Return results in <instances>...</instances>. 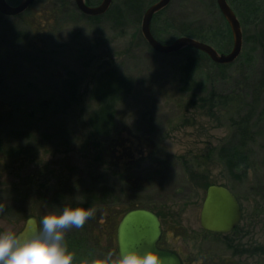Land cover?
<instances>
[{"label": "rangeland", "instance_id": "obj_1", "mask_svg": "<svg viewBox=\"0 0 264 264\" xmlns=\"http://www.w3.org/2000/svg\"><path fill=\"white\" fill-rule=\"evenodd\" d=\"M7 1L11 5L21 2ZM36 1L13 22L0 25L2 42L27 29L30 14L52 0ZM101 1L90 0V5ZM117 1L121 0L112 3ZM157 1L143 0V4L148 7ZM227 1L243 35L239 57L227 65L192 49L181 54L154 51L141 34L142 17L130 15L123 23L103 19L93 25L69 11L61 15L62 27L55 25L38 38L36 51L25 47L26 43L16 45L24 41L21 36L9 49L6 44L0 46V93L15 84L16 92L10 96L16 100L35 96L23 89L27 82L52 88L67 69L80 78L79 104L69 114L50 120L37 134L27 132L20 137L14 133L16 126L7 128V139L23 147L25 158L0 168V230L11 227L20 232L28 217L40 220L53 206L87 203L94 208V216L81 228L65 230L74 253L72 264H84L110 251L118 254L116 233L124 209L142 205L139 208L151 210L161 222L160 246L176 251L188 264H264V103L256 119L261 136L240 149L245 163L231 176L219 149L235 146L237 139L221 116L212 117L198 107L196 102L204 92L191 84L223 94L247 90L264 66V0ZM187 26L206 35L207 43L220 54L232 50L233 35L216 0H171L151 23L163 44L180 37ZM39 46L57 53L43 54L37 51ZM195 54L199 65L189 86H184L181 67L185 71ZM109 68H117L134 83L131 93L117 104L111 139L91 133L86 121L89 89ZM139 139L153 145L150 152ZM131 141L134 155L126 149L115 150ZM142 150L147 151L144 157ZM209 185L226 186L240 201L242 219L227 238H216L200 225ZM103 188L108 191L101 200H85L87 190L97 193ZM229 240L244 254L232 255Z\"/></svg>", "mask_w": 264, "mask_h": 264}, {"label": "trees", "instance_id": "obj_2", "mask_svg": "<svg viewBox=\"0 0 264 264\" xmlns=\"http://www.w3.org/2000/svg\"><path fill=\"white\" fill-rule=\"evenodd\" d=\"M85 1L90 5V0ZM36 3L45 4L46 2L44 0H37ZM51 3L46 4L38 12L30 14L31 21L28 28L21 30L20 33H15L16 37L11 41L5 40L2 42V40H0V46L2 47L6 44L7 46L5 49H9L12 46L8 45L16 43L21 36L24 41H21L16 45L19 46L26 43L24 44L25 47L36 51V48L38 47L37 42H39L38 38L46 36L51 28H55V25H60V27H62L63 25L60 24V22H62L61 15H65L69 11L76 12V15H80V17H83L88 23L96 25L103 19H108L110 22L114 23L119 21H122L121 23H123L128 15L135 16L140 20L144 10L147 8L146 5L143 4V0H121L113 2L108 11L103 15L86 16L77 9L74 0H52ZM28 18H30V16ZM13 19H15V17H7L0 14V25L6 23L9 24L10 21L13 22ZM152 34L157 39L154 32H152ZM182 36L207 43L206 35L202 34L200 31H194L188 26L183 27L182 31H180V37ZM95 42L97 43V41ZM96 45L97 44H94V46ZM89 48L90 47H85L87 50ZM49 50L51 49L40 47L37 51L45 54L46 51L47 53H50ZM187 50L190 49L185 48L177 53L181 54ZM25 51H27V49ZM51 52L54 54L57 53V51L53 49ZM199 62V58L196 55L195 57H190L188 59L185 71L183 67H181V76L183 77L184 86H189L192 75L196 71ZM219 67L223 68V66ZM60 80L58 84L52 88L46 86L38 87L37 84L27 82L28 87L23 89L35 93L32 100L25 101L24 98L16 100L13 96H10V94L16 92L15 84H12L10 87L7 86L4 93H0V131H2L0 132V168H2L4 164H14L23 161L25 158V156H23V147L18 144L14 145L10 139H7V137L10 136V134L6 135V130H8L7 128L9 126H16L15 128L18 129L13 132L17 133L20 137L28 134L27 132L37 134V132H39L44 125L48 124L50 120L67 115L77 107L80 99V78H78L77 74L71 69H67L65 75ZM133 84V81L119 72L117 68H109L96 78L88 92L89 109L86 112V121L91 133L107 139L115 137L113 131L116 127L117 104L122 101L127 94L131 93ZM191 84L199 86L202 88L201 91L204 92V95L200 96L196 102L198 107L201 109H207V112H209V115L212 117L221 116L223 121L232 129V132L237 139V144L235 146L226 145L219 149L227 173L234 176L238 165L245 163L246 157L240 154V149L247 147L250 143H255L261 136L260 133L257 132L258 125L256 119L260 117L263 112L264 66L260 71L258 78L249 86V88H247V90L240 89L223 94L216 92L214 89H207L200 83ZM137 141H139L138 143L141 145L147 146V151L149 147H153L150 142H141L140 139ZM133 143L134 141H131L130 143H121L122 145L120 144V147L115 148V150L120 153L121 149H126L131 155H134L135 145ZM147 151H141L143 157ZM107 191V188H103L97 193H94L92 190H87L88 193L85 200H101V198L107 194ZM72 205H83L87 207V203H72ZM141 206L142 205L139 207ZM139 207L138 205H129L124 209V214ZM214 235L216 238H219L218 236H222L221 238H227L228 236ZM229 241L230 243H227V248L232 250V255L236 256L244 254V251L239 250V246H233V240ZM184 264L188 263L184 261Z\"/></svg>", "mask_w": 264, "mask_h": 264}, {"label": "water", "instance_id": "obj_3", "mask_svg": "<svg viewBox=\"0 0 264 264\" xmlns=\"http://www.w3.org/2000/svg\"><path fill=\"white\" fill-rule=\"evenodd\" d=\"M36 0H21L11 5L7 0H0V14L7 17H16L25 12ZM113 0H102L100 4L91 6L85 0H74L77 9L86 16H100L110 8ZM171 0H158L148 6L141 20V34L147 44L161 54H174L182 49L189 48L202 52L211 61L219 65L234 62L240 55L243 46V35L240 22L227 0H216V5L228 23L233 35V47L228 54H220L213 46L190 37H178L170 44H163L152 34L151 23L155 14L164 10ZM242 217L240 204L235 194L226 186L209 185L206 189L199 221L206 232L224 235L232 232ZM21 231L34 228L37 218L30 216L26 219ZM162 237L161 222L151 210L137 208L124 214L117 227L116 242L118 253L124 249L136 248L154 252L164 264H183L180 255L171 249L159 247Z\"/></svg>", "mask_w": 264, "mask_h": 264}, {"label": "clouds", "instance_id": "obj_4", "mask_svg": "<svg viewBox=\"0 0 264 264\" xmlns=\"http://www.w3.org/2000/svg\"><path fill=\"white\" fill-rule=\"evenodd\" d=\"M94 208L64 204L52 210L35 227L18 232L14 228L0 230V264H72L74 253L66 241V229L81 228L94 216ZM84 264H164L150 249L125 247L118 254L108 252L92 257Z\"/></svg>", "mask_w": 264, "mask_h": 264}, {"label": "flooded vegetation", "instance_id": "obj_5", "mask_svg": "<svg viewBox=\"0 0 264 264\" xmlns=\"http://www.w3.org/2000/svg\"><path fill=\"white\" fill-rule=\"evenodd\" d=\"M230 190H231V189H230ZM232 192H233V191H232ZM233 193H234V192H233ZM234 194H235V193H234ZM235 196H236V195H235ZM236 197H237V196H236ZM237 200H238V202H239V204H240V201H239L238 197H237ZM240 208H241V205H240ZM241 211H242V208H241ZM241 219H242V217H241ZM240 221H241V220H240ZM239 223H240V222H239ZM238 225H239V224H238ZM237 227H238V226H237ZM237 227H236L234 230H237V229H238ZM234 230H233V231H234ZM233 231H232V232H233ZM208 233H209V232H208ZM230 233H231V232H230ZM212 234H213V233H212ZM228 234H229V233H228ZM224 235H226V234H224ZM159 243H160V242H159ZM159 247H160V248H163L162 246H160V244H159ZM164 249H167V248H164ZM180 257H181V256H180ZM181 258H182V257H181ZM182 261H183V259H182ZM183 264H184V261H183Z\"/></svg>", "mask_w": 264, "mask_h": 264}]
</instances>
